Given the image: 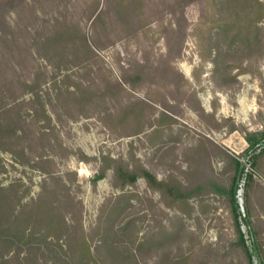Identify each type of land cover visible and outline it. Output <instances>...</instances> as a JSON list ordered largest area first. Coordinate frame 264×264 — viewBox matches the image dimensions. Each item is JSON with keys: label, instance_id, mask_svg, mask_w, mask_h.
Segmentation results:
<instances>
[{"label": "trees", "instance_id": "16d2710c", "mask_svg": "<svg viewBox=\"0 0 264 264\" xmlns=\"http://www.w3.org/2000/svg\"><path fill=\"white\" fill-rule=\"evenodd\" d=\"M25 1H0V58L4 56L2 59L8 60L3 68V81L0 85V151L9 152L14 156V161L21 165L46 173L49 182L45 180L41 193L29 202H24L26 194L20 192L18 182L7 187L0 185V264H143L156 248L163 251L154 264H223L230 262L229 256L235 251L244 260L241 264H254L255 257L258 264H264L262 243L256 242L257 231L252 227L249 213L242 214L237 197L240 181L244 179L243 197L244 204L247 205L248 193L254 183L253 171L245 172L243 169L240 178L243 163L238 156H228L226 168L232 171V177L228 184L222 183L223 180L206 171L207 159L215 148L213 142L207 139L190 149V153L193 151V165L184 172L185 180H180L173 173L160 180L132 152L129 160L115 159L108 155L101 158L99 171L92 180L94 185L109 170L113 173L114 185L122 190L134 187L143 179L148 188L159 194L160 203L167 209L180 212L181 215L170 217L168 212L160 209L162 220L158 222L155 232L140 236L141 226L148 212H142L143 200L133 192L119 194L104 203L97 224L89 231H85L82 223L75 220V197L70 194L69 186L64 180L49 169L51 161L40 154L38 162H34L26 152L23 116L25 102L20 101L23 95L32 96L36 118L43 122L44 129L51 130V134L42 131L41 139L47 140L54 131L51 116L47 113L41 95L42 83L49 73L48 67H42L43 71L42 68L38 69L31 81L6 79L8 65L12 63L19 48L17 34L8 21V16ZM33 1L52 7L50 26L44 29L37 47L38 56L53 64L55 71H63L69 67H91L98 58L95 48L99 47V43L93 41L91 44L78 23L66 13L56 12L61 0ZM105 1L106 8L99 10L100 0H93L86 9L88 19L95 16V28L98 25L107 26L105 21L109 23L106 18L111 11L116 14L117 24L123 27L127 24L130 27L131 20L141 21L134 16L140 17L145 12V7L154 3L153 0ZM194 4L199 5L200 15L191 35L196 40L202 61L200 69L203 70L207 63L213 64L212 79L222 89L224 85L236 83L237 75L232 74L233 69H238V73L243 74L254 66L258 57L264 56V32L260 26L264 20V0H163L159 3V13L169 16L166 23L158 20L164 28L167 47V56H164L163 61H167L166 57H182L190 28L186 9ZM130 30L131 28L127 33ZM169 68L173 69L169 65L158 66L155 62L145 64L137 61L135 65L129 63L127 67H121V81L105 80L103 88L93 81H72L69 85L67 83L70 82V77L65 75L62 83L67 85V89H58L55 103L68 112L84 109L88 105L98 106L108 98L117 100L125 92L126 85L137 90L151 70L155 71L153 76L164 74L163 79L170 77L175 92L189 95L197 104L195 110L202 116L207 115L189 80L178 70L174 72ZM194 77L200 80V74L196 72ZM149 100L156 103L152 98ZM150 108L151 104L143 100L129 102L122 110L108 113L106 121L114 129L121 127L126 130V135H135L143 131ZM175 123L173 117L162 112L150 140L158 138L162 143L166 142L164 133ZM152 125L148 122V126ZM246 140L249 144L247 154H250L248 162L252 170L258 169L264 158V132L250 133ZM80 157L88 159L83 154ZM4 169L0 158V174ZM73 179L75 180V174ZM210 193L228 203L234 239L226 246L223 240L208 245L195 240L193 246L184 249L181 245L187 231L185 218L192 217L195 213L191 200L196 199L200 214L206 215L209 206L205 199ZM133 199L139 201V208L133 204ZM147 202L153 205L152 199H147ZM194 219L200 221L198 217ZM243 224L247 227L248 238ZM175 247L178 250L170 254Z\"/></svg>", "mask_w": 264, "mask_h": 264}, {"label": "rangeland", "instance_id": "374dc122", "mask_svg": "<svg viewBox=\"0 0 264 264\" xmlns=\"http://www.w3.org/2000/svg\"><path fill=\"white\" fill-rule=\"evenodd\" d=\"M92 1L61 0L56 7L58 9L56 12L66 13L81 26L91 44L93 41L99 43V47L95 48L98 58L89 68L69 67L63 71H55L53 64L38 56L37 47L41 34L50 26L52 7L49 5L26 0L8 16V21L17 34L19 48L12 63L8 65L6 79L31 81L38 69L44 66L48 67L49 72L42 83L41 92L47 113L51 116V127H54L53 134L47 140L41 139V133L46 131L47 134H51V130L44 129L43 122L36 118L34 104L31 102L32 96L27 94L20 99L25 102L23 116L27 155L34 162H38L40 154L44 159L51 161L49 169L64 180L69 186L70 194L75 197L74 218L82 223L85 231L91 230L97 224L102 206L108 200L125 192L138 195L143 200L142 212H148L141 226L142 236L156 231L158 222L162 220L160 209L168 212L170 217L175 214L181 215L180 212L167 209L160 203L159 194L148 188L143 179L134 187L122 190L114 185L113 173L109 170L105 177L94 185L92 180L99 171L101 158L108 155L115 159L129 160L132 152L160 180L172 173L180 180H185L184 172L193 165L191 159L193 151L190 153V149L204 139L210 140L215 148L208 157L205 168L223 180L222 183L228 184L232 177V171L226 168L228 156H238L245 172L253 171L254 183L248 193L247 205L244 204L243 197L244 179H240L237 197L242 214L249 213L252 227L257 231L256 242L262 243L264 256V158L261 159L259 168L252 170L248 162L250 154H247L249 144L246 140L250 133L264 132V56L258 57L254 66L243 74H239L238 69H233L232 74L237 75L236 83L224 85L220 89L212 79L213 64L207 63L203 70L200 69L202 61L196 40L191 35L192 28L199 21V5H190L186 9L190 28L182 57L179 59L166 57L167 61H163L164 56H167V47L164 28L159 21L164 20L163 23H166L169 19L167 14L159 13L161 8L159 3L163 0H153V4L149 3L140 17L134 16L141 21L131 20L130 27L127 24L126 27L117 24L116 14L111 11L106 18L109 23L105 21L107 26L98 25L96 28L93 26L95 16L88 19L86 12ZM103 8H106V1L100 0L99 10ZM260 26L264 32V20ZM129 28L131 30L127 33ZM2 58L0 85L3 81V68L8 64V60ZM137 61L145 64L155 62L158 66L165 67L169 65L173 68H169L170 71L181 72L189 80L207 115L202 116L195 110L197 104L189 95L175 92L170 77L163 79L164 74L153 76L155 71L151 70L147 72L146 79L140 83L141 86L137 90L126 85L125 92L117 100L108 98L98 106L88 105L84 109L68 112L55 103L58 89L62 88L63 91L67 89V85L62 83L65 75L70 77V82H66L69 85L72 81L86 83L93 81L98 87L103 88L105 80L121 81V67H127L129 63L135 65ZM194 72L200 74L199 81L195 79ZM149 98L156 103L151 102ZM137 100L151 104L143 131L135 135H126L123 128L114 129L107 123L108 113H116L129 102ZM162 112L176 120L170 130L166 129L164 143L158 138L150 140ZM148 122L153 125L148 126ZM81 154L88 159H81ZM13 157L9 152L0 151L1 163L5 168L0 174V185L7 187L18 182L20 192L26 194L24 202L36 199L45 180L49 182L48 175L37 168L17 163ZM68 176H71L73 181ZM149 198L152 199L153 205L147 202ZM132 202L139 208L137 199H133ZM205 203L208 204L209 210L203 215L199 212V202L196 199L191 200L195 213L192 217L185 218L187 231L181 245L184 249L193 246L195 240L205 245L223 240L226 246L234 239L228 203L212 193L205 199ZM195 217L200 221H196ZM242 227L248 238L246 225L243 224ZM177 250L176 247L172 248L170 254ZM161 251L163 249H154L143 264H154ZM241 257L240 253L235 251L229 256L231 263L223 264H241L244 261ZM254 264H258L257 257Z\"/></svg>", "mask_w": 264, "mask_h": 264}, {"label": "water", "instance_id": "95a60500", "mask_svg": "<svg viewBox=\"0 0 264 264\" xmlns=\"http://www.w3.org/2000/svg\"><path fill=\"white\" fill-rule=\"evenodd\" d=\"M242 172H243V166H241L240 168L239 177H242Z\"/></svg>", "mask_w": 264, "mask_h": 264}]
</instances>
